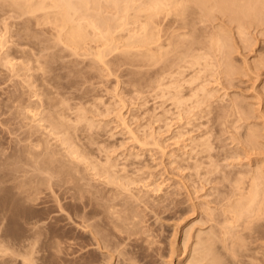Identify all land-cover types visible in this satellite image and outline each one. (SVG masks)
<instances>
[{"label":"rangeland","instance_id":"1","mask_svg":"<svg viewBox=\"0 0 264 264\" xmlns=\"http://www.w3.org/2000/svg\"><path fill=\"white\" fill-rule=\"evenodd\" d=\"M136 1L137 5L148 3V0ZM141 1L143 2L141 3ZM96 2L92 4L94 7L91 6L90 9L97 14L92 15V12H90V15L99 14L98 18L102 15L104 18L101 16V19L99 18L100 21L110 22L112 27H114V31L118 29L114 33L117 37L112 42H119L118 44L114 43V45H119V47L117 46V49L113 45L112 48L111 44L113 43L109 42L111 50L107 47L108 51L105 52L104 57L106 61L102 63L93 54L86 55L87 51H83L85 54H82V50H79L78 52L80 53L74 52L75 54H73L72 49H69L59 39L57 40L56 37H59L58 31H55L54 23L51 25L52 21H49V18L52 19L53 15L44 13L45 16H43L41 14L43 12H39L35 16L32 15L34 18H31L32 16L28 13L27 15L22 10L16 11L18 8L16 6L13 7L8 2L3 3L0 7V44H2L1 41L4 43L2 44L4 47L0 45V55H2L0 56V156L4 155L0 157V163L2 164L6 161L5 164H0V174L3 175L5 173L8 181L10 180L9 177L14 180L22 179L23 173L16 171L13 166L15 164L12 163L11 165L10 163L12 162L11 157L16 155L15 152L21 153L22 145L29 142L28 135L30 134L27 133L31 131L37 133L39 128L36 126H38L39 122L44 124H39L41 134L43 133L41 129H45L46 132H54L52 131L53 125L49 123L51 121L48 118H44L48 116L46 114L50 113L52 109H47L49 106L43 105L44 102L42 103V101L47 102L48 98H51L52 100H57L53 103L56 104L54 107H57L58 104L60 105V110L64 109L59 112L63 111L62 113H64L66 109H69L73 114L71 115L70 112L67 115L65 114V116H70L69 120L72 123L69 120L67 121L72 125L71 128H74H70V131L73 130L74 133L79 126L83 129L80 128V131H75L79 133H74L76 137L77 135L79 138H89L87 135L94 136V139L92 137H90L92 138L91 140L90 138L85 139L86 142L83 138L77 139L76 141H84L77 142L80 145L86 143L82 144L81 146L83 147L81 148L89 149L90 145H87L90 142L88 144L87 142L90 140L93 147L90 146V148L95 150V157L97 158L98 156L100 158H97V161H108L107 159L110 157L116 165L118 164L117 167L119 166V169H123L120 167L125 166L124 172L127 171L125 174L129 173L132 178H136V181H133V179L130 181L131 183L128 182L124 186L127 185L126 187L130 188V190H127L132 191L135 196L137 193L142 199L147 197L146 203L149 206H146L144 202L133 203L134 206L140 204L138 205L140 207H138L140 209L138 212H141L140 214L142 215L139 220L140 223L137 225L138 233L136 235L130 234L131 237L127 239L128 233L117 234L114 231L118 237L113 234L112 237L114 238L111 237L110 239L118 245H115L113 250H109L96 243L97 238L106 234V232L102 233L103 230L106 231L102 227L104 222H101V220L104 221L103 215L102 218H100L101 214L96 217L94 216V214L96 215L95 211H92L93 213L95 212L94 214H88L91 207L93 208L94 206L97 211H99V208H96L97 206L95 207V205L92 206V204H87L90 207L86 206L83 200L84 203H81V199L84 196L81 199L75 198L78 202L72 200L74 198L71 195L74 192L69 190V184L65 185V187H63L64 185L61 186L63 190L57 189L58 185H53L54 187L56 186V188H52V191L55 190L56 196L51 193L50 189L47 192L48 184H45L46 186L41 185V188L44 187L42 188L44 190L43 193L41 191V194L35 195L37 196L36 198L35 196L32 197V195L29 197L25 195L28 198L27 201L24 200V195L20 197L24 198L22 200L19 199L20 195L16 193L25 194L16 188L18 181L10 180L6 182L3 179L2 182L7 185L5 183L1 185L0 183V197L4 198H0L2 201H0V205H4L0 209V215H2L0 217V264H103L100 262L102 258L104 261L107 260L105 261L107 262L106 264H119L122 258L127 259L128 262L126 261V263L128 264H131L132 261L137 264H206V260L197 261L194 259V254L196 255L197 253L195 249L201 248L204 243L214 240L216 247H220L218 255L222 251L230 252L229 246L233 240V232H231L232 234L223 232L226 227L230 226V220L224 219L225 215H230V213L228 211L224 212V208L230 204L236 180L246 174H264V26H257V24L247 25L243 34H239L237 23L231 19L228 13L221 12L218 9L213 10V15H210V17L199 21L196 24V30L198 31L194 29V32L193 30L191 32H193V35H197V33L202 35V37H199L203 40H200L202 45L211 46L212 39L214 38L213 41H216L217 37H222L225 43L220 41V43H223L221 45L222 48L221 46L218 48L209 47V52H207L208 50L202 52L204 58L201 60L202 65L199 66V69H201L200 78L193 84L190 82L184 83L186 90H188L184 94L185 102L183 106H177L174 101L176 97L173 94V96L171 94L165 95L162 91L165 86L169 85V82L161 87H158L155 83L158 75L156 71L163 66V62L155 65L147 60L142 62L143 60L140 61L139 58L137 61L135 56H132L134 54L129 56V49H125V46H127L126 35L133 34L135 30L140 29L145 23L144 17V20H141L143 24L138 21V11L134 8L138 6L132 3V8L130 7L129 10V13H131L129 15L131 16L128 18L130 23H128V28L125 29L124 27L126 26L122 27V25L125 24L123 22L126 20L122 16L126 12L121 9L125 8L126 1L125 3L120 1L118 8L109 0L98 1L100 4H96ZM4 4L10 5L5 6ZM98 5L100 6L98 7ZM101 5L103 6L102 8ZM134 13L137 14L135 15ZM46 16L50 17L47 18ZM120 18H124V21ZM41 25L42 27H38ZM138 32L140 31L138 30ZM92 44H95V41ZM98 44L93 45L96 46L94 49L102 47ZM94 49L93 51L99 50ZM135 49L136 47L131 50L137 52ZM133 51L130 53H135ZM175 53L179 54L176 51ZM43 56L45 57L43 58ZM131 56L133 59H131ZM6 60L9 66L6 65ZM12 64L15 65L13 66L14 68L10 66ZM28 64L29 66H27ZM37 66H42L41 69L43 70L38 69L39 67ZM181 69L179 65L173 67L176 78L180 82H183L184 79L190 80L195 74L191 67H186L182 75L178 72ZM166 81L168 80L166 79ZM45 91H49L52 94L48 92L50 95L48 96ZM36 93L37 95H35ZM58 101L59 103H57ZM62 102L66 105H61ZM19 103L22 104V108L20 105L18 107L15 105ZM24 103L25 105H23ZM36 106L39 107V110ZM54 107L53 109L59 110ZM80 108L82 109L80 110ZM25 109L26 111L31 109L35 111L37 109V118H34L35 120L30 118L33 120H29V116L25 115ZM40 110L44 111V116ZM77 111L78 113L75 115ZM39 114H42L43 117ZM82 114H84V117H80ZM38 118H44L47 123ZM89 120L90 122H88ZM74 123L78 125L77 127L75 126L76 128L73 127ZM28 125L29 127H27ZM50 126L52 130L49 129ZM34 132L33 135L36 134ZM40 133L36 135L39 136ZM55 133L57 134L58 132ZM41 134L40 137L42 136ZM46 134L43 133V135L48 136ZM56 134L54 135L55 137L60 134L58 135V140L61 136L63 138V133L59 132ZM33 135L31 134L30 136L34 139L33 141L37 142L38 138L33 137ZM26 136L28 138H25ZM204 142L209 144L208 148H202L201 145ZM66 145L68 146V143H65ZM92 150H88L90 151L88 153L90 156H94V152H91ZM8 154L10 157H8ZM93 156L92 158H94ZM104 157L107 159H104ZM2 159L5 160L3 161ZM101 161L100 163H104ZM2 166H5V168L9 166V171L12 174L9 171H5L8 169L3 170L4 167ZM92 166H90L91 169H94ZM90 167L88 170H91ZM86 170L83 171L85 175L83 176V173L81 175L84 180H81L91 184L84 186L82 183L85 190L89 187V190L91 188L92 190H102L104 188L106 193L107 191L110 193V189L113 186L110 187L109 183H112L111 178L113 177L107 178L105 177L107 176L106 174L103 175L106 178L104 180L109 181L110 179L109 183L104 184L100 180V178L102 179L101 175H97V177L94 175V177L93 173L96 172L91 170L93 173H88L89 171L85 172ZM2 171L5 172L3 173ZM6 173L11 176L7 177ZM14 174H20L21 178H16L18 175ZM91 174L92 177H90ZM12 175L15 177L13 176V178ZM125 179L122 180L121 178L122 182L120 179L118 181L113 178V180L122 183L128 181ZM13 183L16 185L15 187L12 186ZM92 184L93 186H91ZM28 187H25V189ZM149 188L155 190L151 191V193H146L145 190ZM66 189L67 192L72 193H65L64 195ZM8 190L9 194H7ZM88 191L85 192L90 195ZM129 191L123 190L122 193L125 192L127 194ZM109 193L107 194L109 195ZM38 195L42 198L38 199ZM111 195L109 196L112 197ZM121 195L122 197L117 199V202L122 201L124 198V194ZM85 196L87 203L91 202L90 196L89 198L87 194ZM150 196L155 197L152 200ZM15 197L18 199H14ZM30 197L32 199L35 198L36 201L32 200L34 201L32 202ZM125 197L130 196L126 195ZM127 199L130 200L126 198L124 201L128 202ZM5 200L10 202V204ZM14 200L16 203L13 202ZM132 200L134 199L132 198ZM23 201L27 202L24 204ZM124 201L120 203H125ZM4 202L6 203L4 204ZM13 203L15 207L14 205L12 206L16 208L15 211H12V207L10 208ZM4 207L8 208L7 211L9 213L3 209ZM20 212H23V217L20 216ZM13 214H16L18 218L15 219ZM86 214L89 215V219L85 218ZM33 219L36 223L32 221ZM13 220L15 221L13 222ZM25 220H28L31 224H28L29 222ZM99 222H101V226L98 225ZM18 223L20 226L17 225ZM91 223L97 224H92L95 227L91 225L95 229L87 226ZM33 226L34 228H32ZM93 230H101L102 232L94 237L96 232ZM15 231L21 233L20 236L15 234ZM91 232L94 233L92 234ZM23 233L27 234L28 237ZM224 235L227 237L225 244L222 241V236ZM24 237L30 238V241ZM147 237L155 243L152 247L148 245V242L144 241V239H148ZM23 238L27 239V242ZM5 250V253L2 252ZM112 253L114 255L110 256L109 254ZM130 259L131 262H129Z\"/></svg>","mask_w":264,"mask_h":264},{"label":"bare ground","instance_id":"2","mask_svg":"<svg viewBox=\"0 0 264 264\" xmlns=\"http://www.w3.org/2000/svg\"><path fill=\"white\" fill-rule=\"evenodd\" d=\"M98 1L101 2V0H0V7L3 5V3L8 2L11 5H13V7L16 6L18 8L16 11L22 10L24 13L26 12V14L28 13L30 16H32V15L35 16V15H37V13L39 14V12H43V13H41V14H43V16H45V14L53 15L52 19L49 18L50 16H48V17L46 16V17L49 18L50 22L52 21L51 25H53L52 23H54L55 28L58 29V30L55 29V31L56 32L58 31V34H59V37H56L57 40L59 39V41L66 44L69 47V49H72L73 54H75L74 52L80 53V52H78L79 50H82L81 51L82 54H85V53H83V51L84 52L87 51L86 55L91 53L100 61V63H102V62L106 61V59L104 60V57H105V52L108 51L107 47H109V50H111L110 44H108L109 42L113 43V44H111L112 48H113V45L115 42H112V40L115 41V38L117 36H115L114 33H116V31L118 29L117 30L115 29V31H114L113 30L114 27H112L110 22L103 21V20L100 21L99 18L102 15L99 16V18H98L99 14L92 16L93 14H97V13L92 12V10L90 8H91V6L94 7V5H92V4H95L94 2H96V4H100V2H98ZM109 1L114 3V5H116L115 6L116 8H118V6L120 5V3H119L120 1H123L124 3L126 1V5H124L125 8L121 9V10L126 12V14L123 13L125 15L122 16L126 20L125 22H123L125 24H123L122 27L126 26L124 28L127 29L128 23H130L128 21V18H130L129 16H131V15H129V14H131V13H129L130 7L132 8V6H131L132 3L136 4L137 1L136 0H135V2H133L134 0H125V1L124 0H113V1L109 0ZM130 1H131V3H130ZM142 2L143 1H141V3ZM147 2L148 3L145 2L142 4H138V5L136 4L135 6H138V7H134L138 11V14L134 13L135 15L137 14L138 21L145 19L144 20L145 23L143 24L142 23L143 21L140 22L143 24V26L140 25L141 28L139 27L141 30L138 29L140 32H138V30H135L133 32V34L126 35L127 39L125 41H127V46H125V49L126 50L129 49L128 51L131 52V51H133L131 49L132 48L134 49V47H136L135 50H137V52L136 51H133L135 53L128 52V54H129V56L134 54L132 56H135V60H137V61L139 58L140 61L143 60L142 62H144V61L146 62V60H147L148 62H150V61H151V63L153 62L155 65H157V64L159 65V62H163V66L161 68L157 67L159 69L158 70L156 69L157 71L155 70L156 74L159 75V76L157 75V77H156L157 79L155 80V83L157 84L158 87H161L166 83L168 84V82H169V85L165 86V89H162V91L165 95H167V94L172 95L173 94L174 97H176V99L174 101L177 104V106H179V105L183 106L184 105L183 103L185 102L184 94H186L188 92V90H186L184 83L190 82L191 84H193L197 81V79L200 78V70L201 69H199V66L202 65L201 60L204 58V55L202 52L207 51L209 47L218 48L221 45H223V43H220V41L224 42V39L222 37H217L216 41H213L214 38L212 39V41H211L212 44L210 43L211 46L208 47V46L202 45L201 41H203V40H201L199 38L200 36L202 37V35H200L198 33H197V35L196 34L193 35L194 29L196 30V24H198L199 21H202V20L210 17V15H213L212 14L213 10L218 9L221 12L228 13L231 16V19L237 23V29H238L239 34H243L244 29L246 28L247 25L249 26V25L257 24V26H264V0H148ZM10 4H6V5H10ZM99 6L100 5H98V7ZM102 7L103 6L101 5V8ZM7 8H9V7H7ZM11 8H12V6H11ZM119 8H121V7H119ZM133 9H131V10L133 11ZM118 10H120V9H118ZM137 11H135V12H137ZM23 12H22V14H23ZM90 12H92V15H90ZM34 16H32L31 18H34ZM43 16H42V18H43ZM143 17H144V19H143ZM5 18H7V17L5 16ZM102 18H104V16H102ZM124 18L123 19L120 18V19L124 21ZM135 18H133V19L136 21ZM25 19H27V18H25ZM135 21H132V22H135ZM111 22H113V21H111ZM48 26H49V24H48ZM35 27H36V25H35ZM38 27H42V25L38 26ZM120 27H121V25H120ZM191 30H193V32H191ZM196 31H198V30H196ZM129 32H131V31H129ZM27 37H28V35H27ZM1 40H4V39H1ZM94 41H95V44H92V42H94ZM98 42H100V43L98 44ZM1 43L4 44L3 41H1ZM60 43H59V45H61ZM118 43L119 42H117L115 44H118ZM2 44H0V45L2 47H4ZM96 44L101 45L103 48L97 47V49H99V50L94 49V47H96V46H93V45H96ZM106 44H108V46H106ZM213 45H216V46H213ZM47 46L49 47V45H47ZM114 46L116 48H117V46L119 47V45H114ZM128 46H130V47H128ZM181 46H183V47H181ZM39 47H40V45H39ZM51 47H54V46H51ZM126 47H128V48H126ZM182 48H184V49H182ZM221 48H222V46H221ZM22 49H25V48H22ZM93 49L97 50V51H93ZM25 50H27V49H25ZM59 50H61V49H59ZM104 50H106V51H104ZM126 50H124V51L126 52ZM191 50H192V52H191ZM193 50L195 51L194 53H193ZM175 51L177 53L179 52V54H176ZM26 52L28 53L29 51H26ZM112 52H114V51H112ZM207 52H209V50ZM42 55H44V54L42 53ZM173 55H175V56H173ZM0 56H2V55H0ZM74 56H76V55H74ZM94 56H92V57H94ZM126 56H128V55H126ZM132 56H131V59H133ZM44 57L45 56H43V58ZM52 57H53V55H52ZM9 58H11V57H9ZM7 62L8 61L6 60V65L9 66V63L7 64ZM37 62H38V60H37ZM154 64H152V65H154ZM175 65H179V67L182 68L181 70L178 71L182 75L184 74V68L191 67L195 71L194 76L188 81L186 79H184L183 82H180L179 79L176 78V75H175L174 70H173V67ZM10 66L13 67L15 65L12 64ZM27 66H29V64ZM37 67H39L38 69L42 68V66H37ZM143 67H144V65H143ZM9 68L12 69L11 67H9ZM6 69H7V67H6ZM15 69H17V68H15ZM29 69H30V67H29ZM41 70H43V69H41ZM44 70H46V69H44ZM10 71H8V72H10ZM38 71H35V72H38ZM12 72H13V70H12ZM18 72H19V70H18ZM15 73H17V72H15ZM42 73H40V74H42ZM136 74H138V73H136ZM66 75H68V74H66ZM18 77H20V76H18ZM166 79L168 81H166ZM141 83H143V82H141ZM151 86H153V85H151ZM146 87H147V85H146ZM37 90H39V89H37ZM49 91H51V90H49ZM49 91H45V93H47L46 95H48V96H50L49 93L52 94ZM35 95H37V93ZM54 95L56 96L55 92H54ZM56 101L57 100H52L51 98L50 99L48 98L47 102L42 101V103L44 102L43 105L49 106V107L46 106L47 109H49V108L52 109V110H50V113L46 114L48 116L44 117V118H48V120L51 121V122H49V121L48 122L53 125V128L50 126L49 129L52 128L53 130L52 129L51 130L54 132L48 131V128H47V131L50 132L49 134H48V132H46L45 129H43L44 131L41 129V131L44 134L47 133L46 135H48V136L43 135V133L41 134L40 133L41 127L39 125L41 122H39L38 126H36L39 128V130H37L38 131L37 133H40L43 137L42 136L40 137V134H39V136H37L36 135L37 133L34 131L33 132L36 134L33 135V132L30 130L31 132L27 133V134H30V135L32 134L33 137L38 138L37 142L33 141L34 139H32V136L28 135L29 136V139H28L29 142L22 145L23 148H21V153L16 151L15 152L16 155L11 157L12 162L10 164L11 165H12V163L15 164V165H13L15 167V170L18 172H22L23 178L18 180L16 178L20 177L19 176L20 174H14V175H18L15 178L16 180H14V179H11L9 177L11 175L7 174L8 172L6 173V175H8L7 177H9L10 180H14L16 182L18 181V185L16 188L19 189V191L21 190L20 192H23L25 194H21L19 192H16V193H17V195H20L19 199L23 200L25 198L24 200H27V201H28V198H26L27 196L29 197L32 195V197H33L37 194H41L40 193L41 191L43 193L44 190H42V188H44V187L41 188V185L46 186L45 184H48L47 185V187H48L47 192L50 189L51 193H54L55 190L54 191H52V190L54 188H56L57 185H58L57 189L61 190L63 187H65V185L69 184L68 185V188H70L69 190H71V191L73 190L72 191V192H74L73 195H75L74 197H73V195H71L72 198H74L72 200H74L75 202H78V200L76 201L75 198L81 199V197L84 196L83 199H81V201L83 200L86 203L84 205L89 206L87 204H92V206L95 205V207L97 206L96 208H99L98 209L99 211H97V209H94V206H93V208L91 207L90 208L91 210L88 214L90 215V213H93L92 211H95L96 215L94 214L95 213L94 212L93 213L94 216L97 217L98 214L99 215L101 214L100 218H102V215H103L104 221L101 220V222L102 223L104 222L102 224V227L106 231L103 230V232H102L101 230L100 231H94L93 230L94 232H96L94 234L95 235L94 237H96V235H98V233H100V232H102V233L106 232V234H104L103 236L100 235L102 237L97 236L99 238L96 239V243L102 247L108 248L109 250H113L115 245H118V244H115L114 242H112V239H110L113 234L115 235V237H118V236H116L117 234L128 233L129 234V235H127V239H128L129 237H131L130 234L136 235L138 233L139 229L137 230V228H138L137 225H139L138 223H140L139 220L141 219L142 215L140 214L141 212H138V211H140V209H139L140 207L138 206L140 204L136 203L137 206H134L133 203L134 202H142V203L144 202V204H146V206H149L146 203L147 197H146V199L143 198V199H145V200H143L140 195L139 196L137 195V193L135 196V194L132 191H129L130 188L126 187L127 185L124 186V184H127L128 182L131 183L130 181L134 179V178H132L131 175H129V173L125 174V172L127 173V171L124 172L125 166L120 167L123 169H119V166L117 167L118 164L116 165V163L113 162L110 157L108 159L104 157V159H107L108 161H105V160L101 161L100 160L101 162H104V163H100L99 160L97 161V158L98 159H100V158L98 156H97V158L95 157L96 152H94L95 150H92L93 147H92L91 141H90L92 138L94 139V136L87 135L89 138L92 137V138H90V140H88L87 144L89 142L90 143L87 146L90 145L92 147V148H90V146H89V149L92 150L91 152H94V156L92 155L94 158H92V156H90V154H88V153H90V151H88L89 149L85 150L84 148H81V147H83L81 145L86 144V143H82L81 145L78 144L77 142H79V141L82 142L83 140H79V141H76V140L82 139L83 137L79 138L78 135H77V137L75 135L76 133H78L75 131L79 130L81 128V126H79L78 129H75V131H74L75 134L73 133V130L70 131V128L72 127V125L69 124L71 122V120H69L70 116H65V114L67 115V113H69L70 110L66 109V111H65L66 113L65 112L62 113L63 111L59 112V111L64 110V109L60 110L59 109L60 105H58V104H57V107H54V105H56V104H53V103H55ZM20 102L22 103V101H20ZM37 102H38V100H37ZM21 103L15 104V105H17V107H18V105H20V107L22 108ZM57 103H59V101ZM63 104L66 105L64 102H62L61 105H63ZM23 105H25V103ZM36 105H38V104L36 103ZM43 105H41V106L43 107ZM33 107H35V106H33ZM53 107L56 109L58 108L59 110L57 111V110L53 109ZM36 108L39 110V107L36 106ZM64 108H68V107H64ZM93 108H95V107L93 106ZM98 108H100V107H98ZM37 109H35V111L33 109L26 111V109H25V111H26L25 115L29 116V120H33L34 118H37L36 117V115L38 114L36 112ZM81 109L82 108H80V110ZM67 110H69V111H67ZM86 110H87V108H86ZM25 111H23V112H25ZM41 111L42 110H40V112ZM73 111H75V110H73ZM46 112H47V110H46ZM43 113H44V111H42V114ZM76 113H78V111L75 112V115H76ZM21 114H23V113H21ZM42 114H39V115H41V117H43L44 114H43V116H42ZM70 114L73 115L71 112H70ZM93 114L95 115V113H93ZM82 115L80 117H84V114H82ZM80 117H79V119H80ZM90 117H92V116H90ZM30 118H33V119H30ZM40 118H38V119H40ZM44 118L40 119V120L46 122V120H44ZM38 119H36V120H38ZM82 119H85V118H82ZM122 119H123V116H122ZM67 120H69L70 122H68ZM88 122H90V120ZM31 123H33V122H31ZM41 124H43V123H41ZM34 125H35V123H34ZM75 126L77 127L78 125H75V123H74L73 127H75ZM27 127H29V125ZM46 127H42V128H46ZM31 128L36 131V129H34L33 126H31ZM71 129H74V128H71ZM55 132L63 133L62 134L63 138L61 136L60 139L58 140L57 138H59L58 135H60V134L57 133L58 134L57 135ZM27 134H25V135H27ZM55 134L57 135V137L54 136ZM92 134H94V133H92ZM30 137H31V141H30ZM25 138H28V137L26 136ZM89 138L85 137L83 139L85 141V139L87 140ZM65 143L66 144L68 143V146L67 145L65 146ZM201 146H202V148H208L209 144L207 142H204V143H202ZM96 155H98V154H96ZM2 156H4V155H2ZM2 156H0V157H2ZM8 157H10L9 154H8ZM100 157L102 158V156H100ZM95 158H96V160H94ZM2 160L4 161L5 159H2ZM3 163L5 164L6 161H4ZM16 164H18V165H16ZM7 165H9V164H7ZM9 166L6 168H5V166H2V167H4L3 170L8 169L5 171H9L10 170ZM90 166H92L97 171L94 169H91ZM89 167L91 170H93L96 173H93L91 170H88ZM82 169H84V170L87 169L89 171L88 173H93V176L95 175L96 177H97V175H101L103 180L101 178H100V180L103 181L104 184H107V182L108 183L110 182V179H109V181L104 180V179H106L103 176L105 174L107 175V176H105L107 178L113 177L114 179L116 178L117 180L120 179V181H122L126 178L125 180H128V181H125L126 183H122L123 181L118 182L119 180L116 181V180H113V178H111L112 183H109V186L110 187L113 186V187L110 189V193H109V191H107V193H109V195L112 194L111 195L112 197H110L106 193V190L104 188H103L104 190L100 189L101 190L100 191L97 189L92 190V188H91V190H89L90 187L89 188L86 187L87 189L85 190V188H83V187L87 186L89 183H86L85 181L83 182L84 179L81 177V175H82L84 170H82ZM87 170L85 172H87ZM5 171H2V172L4 173ZM13 172L15 173L14 170H13ZM9 173L12 174L11 171H9ZM14 175H12V177ZM84 175L85 174L83 173V176ZM90 177H92V174L90 175ZM54 178H55V180H54ZM121 178H122V180H121ZM3 179L6 180L5 173L3 175L0 174L1 185L3 183H5V182H2ZM81 179H83V180H81ZM94 179H96V178H94ZM7 181L8 180H6V182ZM133 181H136V178ZM116 182H118V183H116ZM82 183L84 184V186ZM110 184H114V185H110ZM53 185H56V186L54 187ZM12 186L15 187L16 185H14V183H13ZM27 186H29V187L27 189H25V187H27ZM61 186H63V187H61ZM91 186H93V184ZM46 188H45V190H46ZM94 188H97V187H94ZM124 188H126V189H124ZM67 189L64 191V195H65V193H72V192H67ZM122 189L125 191H129V192H127V194L125 192L122 193L123 192ZM127 189H129V190H127ZM83 190H85V191L89 190L88 192H90V195ZM107 190H109V188H107ZM147 190H145L146 193H151V191H154L155 189L153 190V189L149 188ZM47 192H45V193H47ZM9 193L10 192L8 190L7 194H9ZM12 194H13V191H12ZM85 194L88 195V198L90 196L91 200L90 199L89 200L91 202L88 201L89 203H87V199H85V197H86ZM121 194H124L123 197L125 198V199L123 198L122 201L126 200V198H129L130 200L127 199L128 202L124 201L125 203H122V204L120 203V202H122L120 200H119L120 202H117L116 200L122 197ZM21 195H24V196L27 195V196H25L24 198H20V197H22ZM53 195L56 196L57 194L54 193ZM126 195H128L130 197H125ZM38 196H39L38 197V199H39L41 196L40 195H38ZM36 197L37 196H35V198ZM154 197L155 196H152L151 199ZM0 198H3V197H0ZM7 198H10V197H7ZM35 198H33V199L31 198V201L32 200L36 201ZM132 198L134 200H132ZM14 199L17 200L18 198L15 197ZM27 201H23L24 204ZM29 201H30V199H29ZM34 201H32V202H34ZM60 201H62V200H60ZM83 201L81 203H84ZM154 201H155V199H154ZM6 202H8V201H6ZM6 202H4V204ZM13 202L16 203L15 200ZM18 202H19V200H18ZM8 203L10 204V202H8ZM14 203L10 205V208L12 207V209H13L12 211L16 210V208H13V206H12V205H14ZM74 204H76V203H74ZM128 204L131 206H129ZM1 206H4V205H0V209H1ZM14 207H15V205H14ZM75 207H77V206H75ZM84 208H86V207L84 206ZM3 209L6 211L8 210V208H5V207ZM19 211H23V210H19ZM19 211H17V212H19ZM87 211H89V210H87ZM225 211H228V213H230V215L228 214V215H225V217H224L225 220H230V226L226 227L223 232L225 234H227V233L232 234L231 232H233V234H232L233 240L229 246L230 252L226 253V252L222 251L220 253V255H218L217 253H219L220 247H216V244H215L216 242L213 240L211 242L204 243L201 246V248H196L195 250L197 251V253H196V255L194 254V259H196L197 261L206 260L207 261L206 264H264V174L252 173V174H246V175L239 177L236 180V183H235L234 188L232 190V196H231L230 204L228 205V207L224 208V212ZM22 214H23V212L20 214L21 217H23ZM17 215H19V214H17ZM89 215L85 216V218L89 219L88 218ZM13 216L15 219L18 218V217H16V214L15 215L13 214ZM94 216H92V217L94 218ZM0 217H2V215H0ZM82 217H83V215H82ZM11 218H12V216H11ZM14 221L15 220H13V222ZM25 221H24V223L27 222V221L26 222ZM32 221H34V219ZM99 221H100V219H99ZM101 222H99L98 225H100ZM28 224H31V223L29 222ZM92 224L97 225L96 223H91L89 225H87V224L86 225L91 226ZM13 225H14V223H13ZM17 225H19V223ZM92 226H94V225H92ZM94 227H92V228L95 229ZM32 228H34V226ZM98 228H96V229H98ZM99 229H101V228H99ZM114 231H116L117 234H115ZM94 232H91V233L93 234ZM31 233L34 234L33 232H31ZM15 234H19V236H20L21 233L16 232ZM23 234L27 236V234H25V233H23ZM122 236H124V235H122ZM27 237H24V238H27ZM15 238H17V237H15ZM112 238H114V237H112ZM147 238L148 239H144V241L148 242V245H151L150 247H152L153 244H155V243L153 241H151L149 237H147ZM27 239H24V240H26V242H27ZM226 239H227V237L225 235L222 236V241L224 242V244L226 242ZM138 240H140V239H138ZM22 242H24V241H22ZM35 242H37V241L35 240ZM33 250H34V248H33ZM2 252L5 253L6 250L2 251ZM30 254H32V253H30ZM137 254H139V253H137ZM109 255L112 256L114 254L112 253ZM24 260H26V259H24ZM101 260L104 261L103 258ZM95 261H97V260H95ZM102 261H100V262L103 264L107 263V262H105L107 260H105L104 262H102ZM126 261H127V259L125 260L124 258H122L120 260L119 264H128V263H126ZM129 262H131V259L129 260ZM132 263L137 264L133 261L131 262V264Z\"/></svg>","mask_w":264,"mask_h":264}]
</instances>
